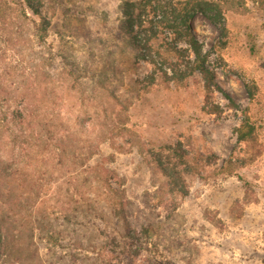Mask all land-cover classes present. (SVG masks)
<instances>
[{"label": "rangeland", "instance_id": "obj_1", "mask_svg": "<svg viewBox=\"0 0 264 264\" xmlns=\"http://www.w3.org/2000/svg\"><path fill=\"white\" fill-rule=\"evenodd\" d=\"M124 1L42 0L39 40L23 0H0V121L23 115L0 128V264H80L75 245L92 251L86 264H264V0H209L222 48L195 14L209 89L187 76L184 41L187 58L153 41L156 74L136 58ZM100 176L125 220L85 214Z\"/></svg>", "mask_w": 264, "mask_h": 264}, {"label": "trees", "instance_id": "obj_2", "mask_svg": "<svg viewBox=\"0 0 264 264\" xmlns=\"http://www.w3.org/2000/svg\"><path fill=\"white\" fill-rule=\"evenodd\" d=\"M23 4L34 16L40 18L41 24L34 27V35L39 40H43V35L46 34L47 30V23H45L41 11L43 8L42 0H23ZM121 12L123 17V33L126 35L132 48L136 51V58L148 64L153 69L154 73L156 69L160 72L161 69L158 68L155 61L151 59L153 55L151 52L153 41H158L161 37L164 36L167 38L168 36L173 43L171 52H173L175 56L182 57L183 55V57L187 58L189 57L186 54L187 50L177 47L179 42L184 41L189 46V50L193 55V60L188 59L187 62L188 66L186 68L189 70L187 71V76L192 75L194 72H198L205 78V87L209 89L208 83H213V75H211L205 67V55L202 53V46L198 43L194 35L192 20L197 13L207 18L217 27L219 36L222 40L220 46L221 48L224 47L227 39V28L219 4L209 0H181L176 2L173 0H125L121 5ZM141 32L146 36L145 41L139 40L138 36ZM154 73L152 72V74ZM152 74L150 80L153 81L154 78ZM163 74L165 75V73ZM247 90L249 95L252 96L250 86H247ZM7 118H9V121H7ZM15 119H23V115L20 111H17L14 115L4 114V118L0 121V128L7 126L5 124L7 122L9 125L12 124V120ZM246 126L247 125L244 124L242 128ZM250 134L251 128L247 126L245 131L242 129L239 130L238 140L246 141L247 136ZM96 165V167H101L99 164ZM114 180L115 179L106 176H100L93 180L95 192L89 195L88 200L84 203L86 206L85 214L92 215L94 212H101L103 214V210L107 209L109 212L112 211L115 214L117 220H125V218H123L125 200L114 188L116 185V181ZM47 238L51 247L56 249L62 247L61 241L54 239L56 238L54 234H49ZM125 238H130L133 241L138 240L135 232L130 230H128ZM3 240L4 235L0 227V250L4 247ZM68 250L74 254L73 256L77 260L81 261L80 264H86L90 255L93 254L88 247L83 245L79 247L75 245Z\"/></svg>", "mask_w": 264, "mask_h": 264}]
</instances>
